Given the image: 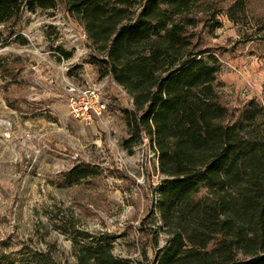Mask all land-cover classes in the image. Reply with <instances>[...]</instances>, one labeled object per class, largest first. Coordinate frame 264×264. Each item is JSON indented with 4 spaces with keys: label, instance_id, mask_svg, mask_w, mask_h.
<instances>
[{
    "label": "trees",
    "instance_id": "obj_1",
    "mask_svg": "<svg viewBox=\"0 0 264 264\" xmlns=\"http://www.w3.org/2000/svg\"><path fill=\"white\" fill-rule=\"evenodd\" d=\"M223 3L0 0V43L16 36L24 10L61 5L83 28L98 80L114 82L132 100V109L121 111L131 134L124 144L149 139L163 178L154 213L168 240L154 264H264V102L229 106L222 100L214 87L219 49L206 41L222 27L221 16L238 23L250 4ZM21 63H0L5 100L16 111L20 100L8 91ZM86 176L67 174L71 181ZM151 235L156 246V232ZM75 259L132 264L115 257L104 240L78 246Z\"/></svg>",
    "mask_w": 264,
    "mask_h": 264
},
{
    "label": "rangeland",
    "instance_id": "obj_2",
    "mask_svg": "<svg viewBox=\"0 0 264 264\" xmlns=\"http://www.w3.org/2000/svg\"><path fill=\"white\" fill-rule=\"evenodd\" d=\"M249 4L247 17L233 23L223 15L206 37L219 49L214 87L229 106L264 102V0ZM16 33L0 43V63L19 58L23 68L8 91L20 100L17 111L0 79V264H76L78 246L91 240L111 242L113 255L132 264H154L168 240L154 213L163 178L149 139L124 144L128 95L98 80L83 28L61 5L24 10ZM98 84L109 103L102 118L75 121L69 88ZM71 170L87 176L71 181Z\"/></svg>",
    "mask_w": 264,
    "mask_h": 264
},
{
    "label": "built area",
    "instance_id": "obj_3",
    "mask_svg": "<svg viewBox=\"0 0 264 264\" xmlns=\"http://www.w3.org/2000/svg\"><path fill=\"white\" fill-rule=\"evenodd\" d=\"M129 105L133 106L129 98ZM109 103L104 98L103 85L98 84L90 89L81 91L69 88L68 107L72 118L81 124H91L95 119L102 118Z\"/></svg>",
    "mask_w": 264,
    "mask_h": 264
}]
</instances>
